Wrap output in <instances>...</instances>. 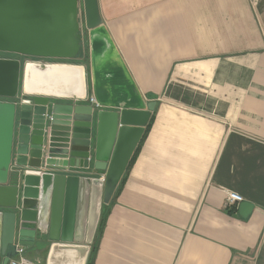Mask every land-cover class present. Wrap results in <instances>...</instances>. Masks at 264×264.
<instances>
[{"label":"crops","instance_id":"1","mask_svg":"<svg viewBox=\"0 0 264 264\" xmlns=\"http://www.w3.org/2000/svg\"><path fill=\"white\" fill-rule=\"evenodd\" d=\"M97 4L139 94L155 107L119 193L102 205L93 264H264V0ZM89 52L88 39V67ZM71 101L91 105L59 100ZM227 191L253 205L246 218L240 203L228 212ZM87 230L88 216L85 238ZM40 248L25 254L47 264Z\"/></svg>","mask_w":264,"mask_h":264},{"label":"water","instance_id":"2","mask_svg":"<svg viewBox=\"0 0 264 264\" xmlns=\"http://www.w3.org/2000/svg\"><path fill=\"white\" fill-rule=\"evenodd\" d=\"M81 13L89 67L0 58V264H7L17 245L48 249L47 264H86L102 205L110 202L155 107L139 94L97 0H0V52L76 60ZM54 65L65 73L81 67L76 89H26L28 72L51 83ZM88 68L95 101L114 110L59 102L86 99ZM69 167L105 175L64 173ZM252 209L242 201L238 213L246 218Z\"/></svg>","mask_w":264,"mask_h":264},{"label":"bare ground","instance_id":"3","mask_svg":"<svg viewBox=\"0 0 264 264\" xmlns=\"http://www.w3.org/2000/svg\"><path fill=\"white\" fill-rule=\"evenodd\" d=\"M27 58H30L29 56ZM42 60H49V58H40ZM53 63V62H52ZM30 67H28V71ZM52 73L48 76L52 79L51 83L42 84V80L37 79V76L32 75L28 72L26 79H25V86L26 89L29 90H53L55 92H62L63 89H67L71 91V89H76L73 84L79 78L82 81V69L81 67H73L69 70V73H65L64 70L66 68H62L60 66H53L51 68ZM52 77V78H51Z\"/></svg>","mask_w":264,"mask_h":264},{"label":"built area","instance_id":"4","mask_svg":"<svg viewBox=\"0 0 264 264\" xmlns=\"http://www.w3.org/2000/svg\"><path fill=\"white\" fill-rule=\"evenodd\" d=\"M252 4H257L261 0H249ZM25 61H37V62H52V60H42L40 58H26ZM57 61V60H56ZM86 100L95 108L100 109L101 106L95 101L93 96H88ZM103 179V178H102ZM243 201V197L235 192L227 191L225 207L237 206ZM26 248L22 245H17L14 254L8 259L7 264H42L40 261L33 260L25 254Z\"/></svg>","mask_w":264,"mask_h":264},{"label":"trees","instance_id":"5","mask_svg":"<svg viewBox=\"0 0 264 264\" xmlns=\"http://www.w3.org/2000/svg\"><path fill=\"white\" fill-rule=\"evenodd\" d=\"M63 62H77L78 63V61H75V60H73V61H63ZM150 124H151V120H149L147 122V124L145 126L144 133H143V135H142V137H141V139H140V141H139V143H138V145H137V147H136V149H135V151H134V153H133V155H132V157H131V159L129 161V164H128V166H127V168H126V170H125V172H124V174H123V176H122V178H121V180H120V182H119V184H118V186H117V188H116V190L114 192L113 198L111 199L109 204L112 203V201L114 200L116 195L119 193V191H120V189H121V187H122V185L124 183L125 176H126L130 166L134 162V159L136 158V156H137V154L139 152L140 145H141V143L143 142V140H144V138L146 136V133H147L149 127H150ZM104 206H106V205H104ZM236 211H237V209L234 208V207H231L230 209H228V212H236ZM102 212L103 213H101V217H100V220H99V223H98V227H97V230H96V233H95L94 240H93V242L91 244V248H90V251H89V254H88V258H87L86 264H93V262H94V256H95L96 248H97V245H98V242H99V239H100V234H101V231H102V228H103V223H104L105 216H106V211L102 210Z\"/></svg>","mask_w":264,"mask_h":264},{"label":"rangeland","instance_id":"6","mask_svg":"<svg viewBox=\"0 0 264 264\" xmlns=\"http://www.w3.org/2000/svg\"><path fill=\"white\" fill-rule=\"evenodd\" d=\"M83 15H79V21L81 26V51L79 52V55L75 61H84L88 67V36H87V30L85 29V23H84ZM9 54V53H7ZM6 55V54H4ZM56 62H63V61H56Z\"/></svg>","mask_w":264,"mask_h":264},{"label":"flooded vegetation","instance_id":"7","mask_svg":"<svg viewBox=\"0 0 264 264\" xmlns=\"http://www.w3.org/2000/svg\"><path fill=\"white\" fill-rule=\"evenodd\" d=\"M6 54V55H4ZM28 56H21V55H16V54H7V53H3V52H0V58H7V59H19L20 61H24V59H26ZM30 58H33V57H30ZM52 60L53 62H56L57 61H66V60H60V59H50Z\"/></svg>","mask_w":264,"mask_h":264}]
</instances>
